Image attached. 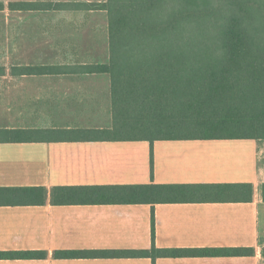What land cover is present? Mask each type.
Wrapping results in <instances>:
<instances>
[{"label": "crops", "instance_id": "1", "mask_svg": "<svg viewBox=\"0 0 264 264\" xmlns=\"http://www.w3.org/2000/svg\"><path fill=\"white\" fill-rule=\"evenodd\" d=\"M0 8V187L146 183L254 186L247 202L0 205V251L45 258L0 264H264V138L61 140L55 131L112 128L111 77L82 66L110 60L108 14L100 8ZM8 32V34H5ZM24 66H55L30 72ZM4 129L41 130L7 141ZM154 216V223H153ZM154 232V236H153ZM253 247L248 256L56 258L59 249Z\"/></svg>", "mask_w": 264, "mask_h": 264}, {"label": "trees", "instance_id": "2", "mask_svg": "<svg viewBox=\"0 0 264 264\" xmlns=\"http://www.w3.org/2000/svg\"><path fill=\"white\" fill-rule=\"evenodd\" d=\"M12 5L39 6L36 2L9 3ZM44 5L100 8L108 14L110 60L81 69L110 75L113 126L55 131L59 139L154 142L264 138V0H106ZM21 69L36 72L61 68ZM0 71L5 68L0 67ZM1 132L7 141H30L42 131ZM261 194L264 199V184ZM253 196L254 186L248 182L0 187V205H42L48 199L55 205L247 202ZM254 253L253 247L242 246L153 244L144 249H59L54 256L156 260ZM46 256L44 250L0 251V259Z\"/></svg>", "mask_w": 264, "mask_h": 264}, {"label": "rangeland", "instance_id": "3", "mask_svg": "<svg viewBox=\"0 0 264 264\" xmlns=\"http://www.w3.org/2000/svg\"><path fill=\"white\" fill-rule=\"evenodd\" d=\"M3 2H5V4L8 6L9 5V3H8V1L9 0H2ZM5 34H8V32H5ZM0 42H8V40H6V39H4V38H1L0 39Z\"/></svg>", "mask_w": 264, "mask_h": 264}]
</instances>
